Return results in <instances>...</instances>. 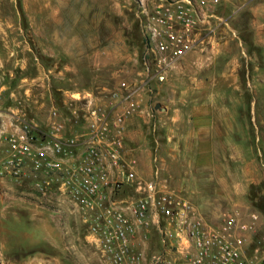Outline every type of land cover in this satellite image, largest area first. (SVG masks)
<instances>
[{
  "label": "rangeland",
  "instance_id": "rangeland-1",
  "mask_svg": "<svg viewBox=\"0 0 264 264\" xmlns=\"http://www.w3.org/2000/svg\"><path fill=\"white\" fill-rule=\"evenodd\" d=\"M159 1L0 0L1 106L25 107L46 129L41 116L55 104L69 116L71 94L109 101L116 90L146 83L129 120V158L145 178L160 166L211 220L235 209L260 213L255 239L264 242V0H224L210 9L199 44L165 80L154 64L149 71L144 30ZM209 105L216 107L211 125ZM83 130L73 123L68 132ZM2 181L0 264H106L68 199Z\"/></svg>",
  "mask_w": 264,
  "mask_h": 264
},
{
  "label": "built area",
  "instance_id": "built-area-1",
  "mask_svg": "<svg viewBox=\"0 0 264 264\" xmlns=\"http://www.w3.org/2000/svg\"><path fill=\"white\" fill-rule=\"evenodd\" d=\"M223 1L160 0L144 20L149 71L154 64L155 76L165 80L199 44L208 11ZM145 85L116 90L109 101L71 94L70 115L55 104L48 129L22 107L17 129L5 137L0 177L68 199L106 264H264V242L255 239L260 213L246 217L235 209L211 220L162 177L160 166L145 178L139 160L129 158V120L140 110ZM81 122L84 130L70 135L69 125ZM127 188L133 193L123 196Z\"/></svg>",
  "mask_w": 264,
  "mask_h": 264
},
{
  "label": "crops",
  "instance_id": "crops-1",
  "mask_svg": "<svg viewBox=\"0 0 264 264\" xmlns=\"http://www.w3.org/2000/svg\"><path fill=\"white\" fill-rule=\"evenodd\" d=\"M31 88L32 87H26V89H25L26 95L30 96L31 90H32ZM15 94H16V92H15ZM1 104L2 103L0 102V155H3L5 153V149L7 146L5 137L17 129L16 123H15L16 114H18L20 112V110H19V108L17 109L15 103L9 104L7 107H3V105L1 106ZM215 108H216L215 105H209V106L205 107V109H203V111H205L206 113L211 115V116H208L207 121H206V123H209V125H211L212 122H216ZM11 109L14 110V112H16V113H12ZM167 110H168V107H167ZM212 113H213V115H212ZM41 119H43L44 122H46V125H49L50 120H51V114L47 115L45 117L41 116ZM36 124L38 125V123H36ZM213 126H214V124H213ZM41 129H43V128H41ZM46 129H48V128H46ZM128 137H129V133L127 136V140H128ZM127 148H128V145H127ZM141 173L143 176H145L142 169H141ZM153 175H154V172H153ZM3 179L4 178L0 177V185L3 183V181H2Z\"/></svg>",
  "mask_w": 264,
  "mask_h": 264
},
{
  "label": "water",
  "instance_id": "water-1",
  "mask_svg": "<svg viewBox=\"0 0 264 264\" xmlns=\"http://www.w3.org/2000/svg\"><path fill=\"white\" fill-rule=\"evenodd\" d=\"M156 108L157 109H161L162 108L163 110H167V106L163 105V103H161V102L157 103Z\"/></svg>",
  "mask_w": 264,
  "mask_h": 264
}]
</instances>
